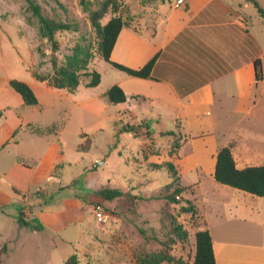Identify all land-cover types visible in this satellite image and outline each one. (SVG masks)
Segmentation results:
<instances>
[{
  "label": "crops",
  "instance_id": "0c3cea01",
  "mask_svg": "<svg viewBox=\"0 0 264 264\" xmlns=\"http://www.w3.org/2000/svg\"><path fill=\"white\" fill-rule=\"evenodd\" d=\"M167 1L142 6L137 21L120 31L110 57L112 62L132 69L156 57L150 79L120 71L105 91L94 94L100 83L87 88L80 82L71 92L33 75L31 81L22 82L37 97L34 106H25L9 87L12 79L0 81V248H6L0 264H29L31 249L37 253L46 249L49 261L53 251L63 250L61 258H66L67 250L83 248L85 239L94 242L97 227L123 224L112 212L126 196H138L120 184L115 169L108 164L110 160L118 165L115 157L121 154H106L102 144L92 150V143L87 152L79 151L87 135L68 122L76 110L100 117L97 101L109 103L104 94L114 85L127 99L115 105L119 117H103L108 122L98 130L103 133L101 128L108 129L111 123L138 127L136 136L156 161L153 164L171 162L180 180L196 173L193 185L200 196L191 202L202 219L201 230H208L211 236L215 264H264V196L214 180L216 155L228 143L212 140L198 144L214 135L210 126L224 127L225 119L215 124L201 119L214 109L222 116L230 111L245 112L255 129L264 122V105L256 97L261 94L255 92L264 79L256 81L254 69V62L260 60L264 76V19L246 0H183L179 6L177 0ZM138 108L141 119L135 114ZM120 112L129 114L131 122ZM162 115L182 138L172 155L173 138L164 135L170 131L162 124ZM182 123L189 130L196 126L209 133L183 140ZM105 144L110 145L108 140ZM231 153L237 169L264 164V154L259 151L246 150L240 155L234 144ZM201 177L210 181L209 190L201 188ZM112 190L125 196L112 199ZM157 196L158 192L145 199L152 201ZM181 197L185 200L184 192ZM95 204L105 209L104 225L94 220ZM39 233L46 237L47 245L32 238ZM34 240L38 241L32 247Z\"/></svg>",
  "mask_w": 264,
  "mask_h": 264
},
{
  "label": "rangeland",
  "instance_id": "374dc122",
  "mask_svg": "<svg viewBox=\"0 0 264 264\" xmlns=\"http://www.w3.org/2000/svg\"><path fill=\"white\" fill-rule=\"evenodd\" d=\"M147 1L36 0L44 17L71 26L68 31L56 33L59 49L53 52L46 38L41 36L38 19L33 15L25 0H0V81L15 79L29 82L33 75L42 78L50 77L53 73L51 58H55L59 64H62L65 57L71 55L73 48L77 45L84 46L93 52L96 51L98 39L89 20L91 11H98L105 6L106 11L100 19V24H105L114 16H121L127 22V26L140 16L141 7L149 2ZM172 1L174 0L169 2ZM257 1L264 9V0ZM169 2L167 1V3ZM87 68L88 71L98 72L102 78L99 87L93 91L94 94L105 91L112 79H116L117 74H120L119 70L112 68L96 53ZM88 80L89 78L84 76L80 78L83 85ZM263 86L260 84L258 89H255V92L261 94H256V97L260 99L261 106L264 105ZM97 107L100 109V117L87 116L76 110L70 115L68 122L73 129L85 133L91 139L92 150L102 144L105 146L106 154L112 155L117 152L121 154L120 158L115 157V160L119 161L118 165L111 164L110 160L108 164L115 169V175L120 184L127 188L132 195L138 197L128 195L118 203L119 205L112 214L120 217L123 224L120 226L117 224L116 227L112 225L107 227L108 229L101 227L100 230L97 227L94 242L88 243L85 239L83 248L73 246L72 250H67L70 252L66 258H61L65 253L63 250L53 251L50 261L46 256V249L40 253L31 249L29 260L27 259L29 264H45L46 262H49L48 264H65L66 260L74 254L78 264H133L140 254H159L162 251L183 263L192 262L193 235L196 230L202 229V220L198 214L197 217H194L190 213H183L180 208L185 204V200L192 201L200 196L199 190H196L193 185L197 179L196 173H190L181 178L180 184L185 189V200L181 196L177 197L176 200L180 202L178 205L163 203L157 198L158 196L152 201L145 199V196L150 197L157 192L158 195H161L162 188L171 183V177L165 168L150 170V165L156 161L142 147L143 140L136 136L135 132H128L125 127L111 123L108 129L101 128L104 131L101 133L97 127L108 122L103 117L111 115L118 118L119 112H117L116 106L110 102L104 105L103 101L98 100ZM217 111L214 109L212 114L201 116V119L214 122V124L219 119H225V123H222L224 127L210 126L212 130L209 131H212L210 133H214V135L204 137L198 141V144H206L214 140L218 143H228V145L229 143L236 144L237 153L240 155H244L246 150L259 151L264 154L263 121L259 122L255 129L248 121L245 112L234 114L230 111L222 116ZM120 113L121 116L126 117L129 123L131 122L129 114ZM135 114L137 119H141L139 108ZM162 121H164L162 124L168 127L166 129L175 132L173 140L180 143L181 136L176 134L177 130L173 128L171 122L166 120L165 115H162ZM182 127H184V132H180L183 135V140L209 133L205 128L201 129L196 126L189 130L184 123H182ZM136 128L138 129V127ZM142 134L147 136L146 133ZM105 140H108L110 145L107 146ZM171 146L172 144H170V148ZM188 148L189 145L182 153L186 154ZM101 150L96 152L100 153ZM159 153L161 154L160 151ZM98 168L101 169L99 165ZM200 181L203 190L210 189L211 184L207 177H201ZM103 210L105 216L104 207ZM104 216L101 220L94 217V220L104 225ZM177 225H180L186 232V239L176 236L174 227ZM139 229L142 230L143 235L139 233ZM41 235L40 233L36 236L32 235L33 239L39 240L32 241V247L37 241L43 246L47 245L46 237Z\"/></svg>",
  "mask_w": 264,
  "mask_h": 264
},
{
  "label": "trees",
  "instance_id": "16d2710c",
  "mask_svg": "<svg viewBox=\"0 0 264 264\" xmlns=\"http://www.w3.org/2000/svg\"><path fill=\"white\" fill-rule=\"evenodd\" d=\"M28 3L29 9L33 15L38 19L40 24V32L43 38L51 46L53 52L58 51L59 45L56 39V33L59 31H68L71 26L59 21H54L44 17L41 13L40 6L36 0H25ZM155 2L159 0H148ZM147 1V2H148ZM164 2L165 0H160ZM253 3L257 12L264 19V10L259 6L256 0H246ZM148 2V3H149ZM106 7L98 11H91L89 13V20L91 26L95 30L97 41V49L95 52L90 49L77 45L73 48L72 54L65 57L62 64H59L55 58H51L53 73L48 78L35 77L39 81H47L48 84L56 89H66L74 91L80 84L82 76L89 78L86 83L87 88L97 87L101 81V75L96 71H88V65L94 58L95 53L105 62L109 63L115 69L134 78L150 79L151 71L156 57L149 60L144 66L139 69H132L124 65L112 62L110 60L112 50L116 43L120 31L126 26L127 22L121 16H114L110 18L105 24H100V19L104 16ZM131 21V19H130ZM255 79L262 81L264 79L261 62L256 60L254 62ZM9 87L15 91L22 99L25 106H34L38 104L37 97L30 88V86L22 81L12 79L8 82ZM108 102L113 105L124 103L127 99L122 89L114 85L110 87L104 94ZM55 128V127H54ZM52 128V129H54ZM138 129L134 126L126 127L128 132H136ZM164 135L173 137L175 132H166ZM91 139L84 136V141L78 146L79 151L87 152L91 146ZM179 143L173 140L170 155L176 152L179 148ZM232 145L221 148L216 155L215 169L213 178L214 180L224 186L248 193L256 197L264 196V164L260 166H251L244 169H237L231 153ZM151 169L165 168L168 175L171 177V183L162 188L161 195L158 199L163 203H172L178 205L180 202L176 198L181 196L185 189L180 184V177L177 169L171 162H163L162 164H151ZM112 199L125 196L122 192L112 190ZM138 199V198H137ZM184 205H181L180 210L183 213H190L192 216L197 217V210L191 201L185 200ZM200 220L201 217H199ZM203 226V222H202ZM176 236L180 239H186V232L182 230L180 225L174 227ZM139 233L143 235L141 229ZM194 240V254L192 262H181L171 256L166 255L163 251L159 254H140L136 257L133 264H215L214 254L212 249V239L208 230H196L193 235ZM6 248H0V263ZM65 264H78L76 255L70 256Z\"/></svg>",
  "mask_w": 264,
  "mask_h": 264
},
{
  "label": "built area",
  "instance_id": "2783aa9c",
  "mask_svg": "<svg viewBox=\"0 0 264 264\" xmlns=\"http://www.w3.org/2000/svg\"><path fill=\"white\" fill-rule=\"evenodd\" d=\"M183 3V0H177L176 5L179 6ZM93 215L96 219L101 220L104 216V210L101 204H95L93 206Z\"/></svg>",
  "mask_w": 264,
  "mask_h": 264
}]
</instances>
